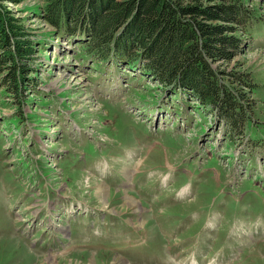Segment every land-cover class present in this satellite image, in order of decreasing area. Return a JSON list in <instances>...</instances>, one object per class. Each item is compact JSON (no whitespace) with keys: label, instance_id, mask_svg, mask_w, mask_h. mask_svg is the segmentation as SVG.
Returning a JSON list of instances; mask_svg holds the SVG:
<instances>
[{"label":"rangeland","instance_id":"rangeland-1","mask_svg":"<svg viewBox=\"0 0 264 264\" xmlns=\"http://www.w3.org/2000/svg\"><path fill=\"white\" fill-rule=\"evenodd\" d=\"M44 2L8 1L42 40L27 100L0 85V264H264V4L230 64L255 82L234 131L138 68L84 62Z\"/></svg>","mask_w":264,"mask_h":264},{"label":"trees","instance_id":"trees-1","mask_svg":"<svg viewBox=\"0 0 264 264\" xmlns=\"http://www.w3.org/2000/svg\"><path fill=\"white\" fill-rule=\"evenodd\" d=\"M0 0V85L15 100L38 88L42 37ZM256 0H45L40 17L56 37L75 43L84 62L139 69L170 95L216 112L234 131L250 119L255 82L231 65L244 52ZM40 38V39H39ZM91 65V66H92Z\"/></svg>","mask_w":264,"mask_h":264},{"label":"bare ground","instance_id":"bare-ground-1","mask_svg":"<svg viewBox=\"0 0 264 264\" xmlns=\"http://www.w3.org/2000/svg\"><path fill=\"white\" fill-rule=\"evenodd\" d=\"M130 170V168H128V167H126L125 166V168H124V172L126 173V174H128V171ZM104 183V182H103ZM103 183H98L97 184V191H98V193H100L101 195H103V194H105V192H106V190H107V187L103 184ZM186 193H188V192H185V194ZM126 202H128L129 204H131L133 207H139L140 206V201L139 200H137V198L136 197H134L133 195H131V194H129L128 193V196L126 197ZM122 260V259H121ZM120 260V263L121 264H126V262H124V261H121Z\"/></svg>","mask_w":264,"mask_h":264}]
</instances>
